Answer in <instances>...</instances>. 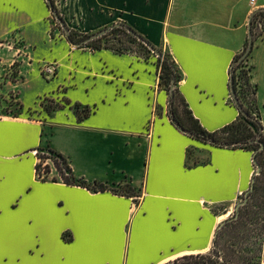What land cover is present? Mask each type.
I'll return each instance as SVG.
<instances>
[{"label":"crops","instance_id":"1","mask_svg":"<svg viewBox=\"0 0 264 264\" xmlns=\"http://www.w3.org/2000/svg\"><path fill=\"white\" fill-rule=\"evenodd\" d=\"M54 1L72 31L94 35L123 23L169 53L207 131L239 117L230 69L264 0ZM51 15L45 0H0V88L17 65L16 82L2 90L23 106L19 117L0 116V264H165L209 252L251 188L253 154L181 133L152 59L76 48L51 35ZM254 48H264V33ZM249 65L264 126V61L250 56ZM49 66L55 75L46 78ZM46 100L93 113L78 122L65 106L49 116ZM47 149L67 159L76 179L107 190L41 181L37 153ZM189 149L203 164L187 166Z\"/></svg>","mask_w":264,"mask_h":264},{"label":"trees","instance_id":"2","mask_svg":"<svg viewBox=\"0 0 264 264\" xmlns=\"http://www.w3.org/2000/svg\"><path fill=\"white\" fill-rule=\"evenodd\" d=\"M45 1L53 17L54 12H58L60 15L54 0H51L53 7H50L47 0ZM60 17L64 21L61 15ZM252 17L254 36H261L264 33V10H257L253 13ZM129 29L133 30L126 24L122 27H114L101 38L83 44L78 48H87L93 51L106 49L111 50L117 55H128L133 54L131 53L130 44L136 43L142 46L147 53L153 54L154 58H156L155 64L160 80L159 86L168 94V115L172 125L181 133L202 144L222 149H239L251 152L253 154V163L255 167L251 188L247 193H244L238 205L246 201L245 204L240 206L238 212L236 211L232 218L224 221L222 225L220 224L215 235L212 249L207 253L183 255L165 264H263L264 208L263 216L256 218L253 215L256 216L258 214L253 212V206L258 205V200L261 197L260 193L262 189L264 190V126L261 121L257 100L258 87L252 84L253 67L249 65L251 54L244 61H240L248 46V42L245 50L234 58L230 69V100L238 109L239 117L231 124L217 131L209 132L201 125L199 120L194 117L178 88L182 76L172 56L162 50H159L161 56H157L146 46L145 42L150 43L147 39L138 34L135 30L133 31L136 35H132L128 31ZM64 34L72 45L82 44L92 36L80 34L72 30H70L69 35H67L65 31ZM110 38L113 40L110 41ZM14 69H16V65L12 68V70ZM43 76L47 78L48 75L43 73ZM16 77L17 73L15 72L12 78L10 77L8 80L16 82ZM231 81H234V89L239 100V105L236 104L232 97ZM6 98L3 96L0 97V107L2 106V102L7 106V109L0 111V116L19 117L22 113L23 106L17 101L13 93H10ZM65 106L71 107L77 116L78 122L88 119L93 113V110L89 107H84L79 104L72 106L71 103L66 100L63 101V104L55 103L53 100H46V103L42 104L44 111L49 116L63 109ZM10 108H14L16 112L9 110ZM40 152H43L44 155H41ZM40 152L37 153L39 162L36 166V174L41 181H61L69 186H80L101 192L107 190L103 185L95 184L91 186L83 180L76 179L69 162L61 154L51 149ZM194 154H196L195 151L189 149L187 153V166L189 168L203 164L204 162L201 159H194ZM49 161L51 163H47ZM54 172H56V176H53ZM114 192L118 193L119 191L115 190ZM260 219L262 220L261 233L255 235V231L251 227V224L259 222ZM63 239L67 243L72 241V238H68L66 234L63 236Z\"/></svg>","mask_w":264,"mask_h":264},{"label":"rangeland","instance_id":"3","mask_svg":"<svg viewBox=\"0 0 264 264\" xmlns=\"http://www.w3.org/2000/svg\"><path fill=\"white\" fill-rule=\"evenodd\" d=\"M51 34L52 36H57V35H65L63 29L61 28L60 24L55 20V18L53 17V15H51ZM110 41L113 40L112 38L109 39ZM19 48L22 49V47L19 46ZM130 49H131V53H133L134 55H137L139 57H141L142 59H152V61H154V63H156V58H154L153 54H149L146 52L145 49L142 48V46H140L139 44L133 43L130 44ZM252 59L254 61H264V48H262L261 50H256L255 48H253V51L251 53ZM14 71V72H13ZM17 73V65H16V69L11 70V72H9L8 74L5 75V77L3 78V82H2V87L0 88V97L3 96L4 98L8 97L7 92H4L2 89L5 87L7 80L11 77L13 73ZM8 99V98H6ZM46 101H43V104H45ZM5 109H7V106L5 104H3L2 102V106L0 107V111H4ZM9 110L15 111L14 108H10ZM16 112V111H15ZM41 155H44L43 152H40ZM194 159H203V157L199 158L197 156V154H194ZM47 163H51L50 161ZM261 197L258 200V205L257 206H253V212L257 213L258 215H253L254 217L258 218V217H262L263 216V208H264V190L262 189L261 191ZM235 209L233 210V212L230 214V216L227 218V220L229 218H232L235 215ZM252 228L254 229V233L255 235H259L261 233V227H262V220L260 219L259 222H254L251 224Z\"/></svg>","mask_w":264,"mask_h":264},{"label":"water","instance_id":"4","mask_svg":"<svg viewBox=\"0 0 264 264\" xmlns=\"http://www.w3.org/2000/svg\"><path fill=\"white\" fill-rule=\"evenodd\" d=\"M47 2L49 3L50 7H53L52 6V2L51 0H47ZM264 10V9H262ZM54 17L56 18V20L60 23L61 27L63 28V30L66 32L67 35H69L70 33V30L69 28L67 27V25L65 24V22L61 19L60 15L58 12H54ZM253 20V17L251 16L250 18V21H249V25H248V46L245 50V52L243 53L240 61H244L253 51V48H254V44H255V36H254V33H253V29H252V21ZM124 24L123 23H118L116 25H113L97 34H94L92 35L90 38H88L84 43L82 44H74L73 46L78 48V47H81L83 44H87L91 41H94L98 38H101L102 36L106 35L112 28L114 27H122ZM129 33H131L132 35H136V33L133 31V30H128ZM146 46L149 47L153 53H155L157 56H161V53L158 49H156L152 44L148 43V42H145ZM231 85H232V97L233 99L235 100L236 104L239 105V100L237 98V94L235 92V89H234V81H231ZM174 88V86H173ZM259 173V171H258ZM253 188V186H252ZM246 200H247V197H246ZM246 201H244L243 203H241L240 205H238L236 208H235V211L238 212L240 206H242L243 204H245ZM226 221V220H225ZM223 224V222L221 223V225Z\"/></svg>","mask_w":264,"mask_h":264},{"label":"built area","instance_id":"5","mask_svg":"<svg viewBox=\"0 0 264 264\" xmlns=\"http://www.w3.org/2000/svg\"><path fill=\"white\" fill-rule=\"evenodd\" d=\"M255 0H252V3L254 4ZM48 76H54L55 75V69L53 67H45L44 72ZM39 162V159H38Z\"/></svg>","mask_w":264,"mask_h":264}]
</instances>
